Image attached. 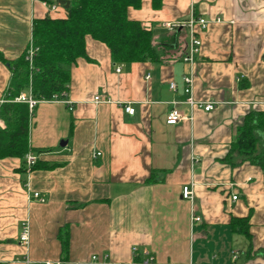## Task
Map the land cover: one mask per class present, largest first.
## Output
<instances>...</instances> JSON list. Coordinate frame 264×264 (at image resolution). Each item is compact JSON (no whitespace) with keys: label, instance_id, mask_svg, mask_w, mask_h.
Instances as JSON below:
<instances>
[{"label":"crops","instance_id":"obj_1","mask_svg":"<svg viewBox=\"0 0 264 264\" xmlns=\"http://www.w3.org/2000/svg\"><path fill=\"white\" fill-rule=\"evenodd\" d=\"M127 15L156 36L172 32L165 23H210L196 28L202 46L193 64H116L106 44L87 38L86 55L70 66L73 107L42 101L30 120L37 167L0 159V264H131L144 251L154 264H264V170L225 160L245 117L264 112V0H142ZM46 17L67 12L41 0H0V100L9 94L11 62L32 42L34 21ZM178 29L186 50L188 29ZM187 76L195 100L214 109L179 104L191 119L168 125L172 102L186 99ZM186 185L202 218L195 224ZM34 192L46 201L29 199ZM236 218H247L251 239L243 222L233 226Z\"/></svg>","mask_w":264,"mask_h":264},{"label":"trees","instance_id":"obj_2","mask_svg":"<svg viewBox=\"0 0 264 264\" xmlns=\"http://www.w3.org/2000/svg\"><path fill=\"white\" fill-rule=\"evenodd\" d=\"M41 1L49 5L59 4L66 10L67 18L46 17L34 21L32 43L38 51L32 66L26 60V51L18 60L11 62L8 100L26 92L39 103L67 93L70 66L86 55L88 37L106 44L116 64L166 62L181 59L185 52L184 29L156 36L140 22L128 18V9H138L142 0ZM0 60H3L2 56ZM36 106L31 113L25 103L8 101L2 104L4 127L0 126V159L17 157L25 164L29 151L31 114ZM225 160L232 166L248 162L264 170V112L249 113L245 117ZM37 165L38 162L34 167ZM240 222L244 224L241 230L246 229L247 218L234 219L233 226ZM245 229L244 233L251 239Z\"/></svg>","mask_w":264,"mask_h":264},{"label":"built area","instance_id":"obj_3","mask_svg":"<svg viewBox=\"0 0 264 264\" xmlns=\"http://www.w3.org/2000/svg\"><path fill=\"white\" fill-rule=\"evenodd\" d=\"M34 1V0H31ZM46 3V2H45ZM48 4V3H47ZM59 4H54V5H49L52 11H55L57 9ZM217 21H220L219 19ZM210 21L198 17V18H192L189 20L185 25L181 24H170V23H165L162 27L168 31H174L177 30L179 27H186L188 29V42L186 46V50L184 54L182 55V59L184 62L193 64L196 60V57L200 54L201 46H202V41L201 39L197 36V31L196 28H199L201 31L206 30L208 27ZM38 51V48H36L33 43L31 42L28 48L26 49V60L30 63L32 66L33 59ZM117 72L121 71V67H117L116 69ZM149 79V76L147 77ZM184 92L186 94V99L182 102L180 101H174L172 102V109L167 115L166 118V123L168 125H177L182 121L191 119L190 116L187 117L184 113L178 110V105L179 104H185L187 105L191 111H193L195 108L202 109L206 112H210L214 109V102H202V101H196L194 96H193V77L192 76H187L184 77ZM170 88L175 91L177 89L175 83L170 84ZM16 102V103H25L28 104L30 112L32 113L33 108L38 104V101L35 100L30 93L22 92L18 97H15L13 100H0V120H1V106L5 102ZM51 102H61L64 104H67L69 109L73 107V103L67 98V93L63 92L59 95H55L51 100ZM94 101L97 103L101 101L100 97H96ZM125 111L130 114L134 115L135 114V108L131 106L130 104H126L124 106ZM33 114H31V117ZM101 155L100 152L94 153L93 157L97 158ZM38 162L37 156H35L32 152H28L25 156V164L26 168L28 171H30ZM182 198L185 200H188L191 203L192 206V224L198 223L202 220V218L195 213V196L193 192L192 186H184L183 187V194ZM238 197L234 196L233 199L236 200ZM29 199H36L40 202H45L46 199L38 192H34L30 194ZM20 241L22 244H28L29 242V226L28 224L23 225V231L20 237ZM134 253V259L135 257L139 255V251L137 248L133 249ZM143 255L145 257L144 260L142 261H133L131 264H154V257L147 251L143 252ZM93 261H98V257L94 256ZM45 264H55L54 262H46Z\"/></svg>","mask_w":264,"mask_h":264},{"label":"rangeland","instance_id":"obj_4","mask_svg":"<svg viewBox=\"0 0 264 264\" xmlns=\"http://www.w3.org/2000/svg\"><path fill=\"white\" fill-rule=\"evenodd\" d=\"M35 111H36V109H35ZM35 111H34V113H33L34 116H35ZM34 116H32V120H33V117H34Z\"/></svg>","mask_w":264,"mask_h":264}]
</instances>
